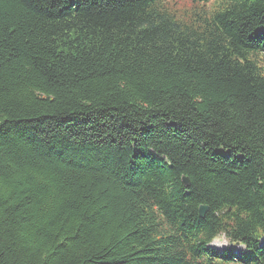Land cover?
<instances>
[{
	"label": "trees",
	"instance_id": "obj_1",
	"mask_svg": "<svg viewBox=\"0 0 264 264\" xmlns=\"http://www.w3.org/2000/svg\"><path fill=\"white\" fill-rule=\"evenodd\" d=\"M0 264H264V0H0Z\"/></svg>",
	"mask_w": 264,
	"mask_h": 264
},
{
	"label": "rangeland",
	"instance_id": "obj_2",
	"mask_svg": "<svg viewBox=\"0 0 264 264\" xmlns=\"http://www.w3.org/2000/svg\"><path fill=\"white\" fill-rule=\"evenodd\" d=\"M182 4V3H181ZM189 6L186 4V7ZM209 247L215 251H218L219 253H223L225 250L231 251V253L235 256H239L241 254H246L245 247L238 244V243H229L227 239H225L223 236L215 239Z\"/></svg>",
	"mask_w": 264,
	"mask_h": 264
},
{
	"label": "water",
	"instance_id": "obj_3",
	"mask_svg": "<svg viewBox=\"0 0 264 264\" xmlns=\"http://www.w3.org/2000/svg\"><path fill=\"white\" fill-rule=\"evenodd\" d=\"M181 180H182V184H183L184 187H188L189 186L190 181H189V179L187 177L183 176L181 178ZM198 211H199L200 220H203L205 218V216L207 215V213L209 212V209H208L207 206L201 205L199 207Z\"/></svg>",
	"mask_w": 264,
	"mask_h": 264
}]
</instances>
